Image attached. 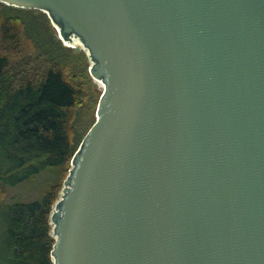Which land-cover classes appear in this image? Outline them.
Instances as JSON below:
<instances>
[{
	"label": "water",
	"instance_id": "obj_1",
	"mask_svg": "<svg viewBox=\"0 0 264 264\" xmlns=\"http://www.w3.org/2000/svg\"><path fill=\"white\" fill-rule=\"evenodd\" d=\"M0 3L45 13L104 85L54 264H264V0Z\"/></svg>",
	"mask_w": 264,
	"mask_h": 264
},
{
	"label": "trees",
	"instance_id": "obj_2",
	"mask_svg": "<svg viewBox=\"0 0 264 264\" xmlns=\"http://www.w3.org/2000/svg\"><path fill=\"white\" fill-rule=\"evenodd\" d=\"M89 67L45 13L0 3V264H54L50 218L102 95ZM27 180L39 198L6 205Z\"/></svg>",
	"mask_w": 264,
	"mask_h": 264
},
{
	"label": "rangeland",
	"instance_id": "obj_3",
	"mask_svg": "<svg viewBox=\"0 0 264 264\" xmlns=\"http://www.w3.org/2000/svg\"><path fill=\"white\" fill-rule=\"evenodd\" d=\"M66 46V45H65ZM69 47V46H67ZM76 47H80L81 50L79 52L76 53H85L87 55V52L79 45L77 44ZM70 48V47H69ZM75 51V50H74ZM88 56V55H87ZM89 58V57H88ZM89 63H90V67H89V74H90V68H91V62L89 59ZM91 83H89L88 87H89V98L93 99L95 97L96 94H100L102 93V89L99 86L98 83H96V81L91 77ZM12 164L13 166L15 165L14 162H6L5 165L7 167H10L9 165ZM47 175V174H45ZM45 175L39 176L38 177V184H42V182L44 181V178L46 177ZM37 189L34 187V184L29 183V181H25L24 184L22 185H18L17 187H9L6 189V196L4 197L5 203L6 205L8 204H13L14 202L18 201V200H22L23 202H31V201H35L39 198L38 192L36 191Z\"/></svg>",
	"mask_w": 264,
	"mask_h": 264
},
{
	"label": "bare ground",
	"instance_id": "obj_4",
	"mask_svg": "<svg viewBox=\"0 0 264 264\" xmlns=\"http://www.w3.org/2000/svg\"><path fill=\"white\" fill-rule=\"evenodd\" d=\"M78 43H76V42H74L73 44H71V45H69V46H76ZM96 81V83H98L99 84V86L101 87V89L103 90V88H104V85L100 82V81H97V80H95Z\"/></svg>",
	"mask_w": 264,
	"mask_h": 264
}]
</instances>
